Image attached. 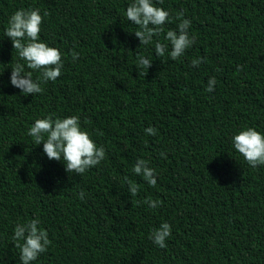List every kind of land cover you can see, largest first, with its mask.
<instances>
[{
	"label": "trees",
	"instance_id": "1",
	"mask_svg": "<svg viewBox=\"0 0 264 264\" xmlns=\"http://www.w3.org/2000/svg\"><path fill=\"white\" fill-rule=\"evenodd\" d=\"M132 2L0 0V264H21L11 237L36 217L51 244L31 264H264V165L249 166L232 144L247 127L264 133V0H153L170 17L149 45L126 19ZM29 8L63 60L36 95L11 85L12 67L25 62L4 35L10 16ZM180 12L195 43L173 61L155 43L171 51L164 37ZM138 55L152 60L141 75ZM197 58L206 59L192 66ZM49 116H78L106 158L83 175L48 159L28 130ZM138 159L155 170V187L133 173ZM149 197L160 205L143 203ZM163 222L172 234L160 248L150 235Z\"/></svg>",
	"mask_w": 264,
	"mask_h": 264
},
{
	"label": "clouds",
	"instance_id": "2",
	"mask_svg": "<svg viewBox=\"0 0 264 264\" xmlns=\"http://www.w3.org/2000/svg\"><path fill=\"white\" fill-rule=\"evenodd\" d=\"M162 2V0H161ZM46 15V13H45ZM183 12L177 14L180 23L177 30H168L165 40L172 45L168 51L167 45L159 41L155 43V53L165 57L167 52L171 60L179 59L195 43V37L190 36L188 29L191 21L183 18ZM170 13L162 7H157L153 0H133L126 9V19L139 27L135 36L140 40V45H149L153 42L154 36H159L164 31V25L169 22ZM43 16L38 9H19L12 14L8 20L4 35L10 38L13 49L18 52L21 60L25 63H16L12 67L10 83L21 90L24 95L39 94L43 92L41 83L55 81L61 76L63 60L61 51L49 46L41 40V25ZM72 61L79 59L80 53L72 50ZM206 58L192 60V66H199ZM28 69L39 71L40 76L34 80L32 72H25ZM152 60L143 56H137L139 75L143 74L140 69H149ZM242 66H238L240 71ZM216 85L215 77L208 81L207 92H213ZM146 135L157 134V129L149 126L144 129ZM28 135L34 140L35 145L43 142V152L50 160L65 163L66 171L69 174L83 175L91 167L99 165L106 158V151L103 146H97L90 134L82 130L80 118L69 116L66 118L53 119L51 116L45 119H37L29 128ZM234 149L241 154L249 166L255 168L264 165V133L254 127H247L232 138ZM166 156V153H161ZM133 173L141 176L150 186L155 187L157 179L155 170L148 166L143 159H138L132 169ZM129 187L128 192L136 196L139 188L136 183L125 177ZM85 193L81 191L79 198L83 200ZM139 203V201L137 202ZM143 203L148 204L152 209L160 205V201L146 198ZM39 217L31 219L27 223L17 224L14 235L11 239L15 246L20 249L21 264H31L41 253L47 251L51 244L47 230L40 227ZM172 234V227L168 222H163L154 229L150 235L153 243L160 248L167 246L166 241ZM22 242V243H21Z\"/></svg>",
	"mask_w": 264,
	"mask_h": 264
}]
</instances>
